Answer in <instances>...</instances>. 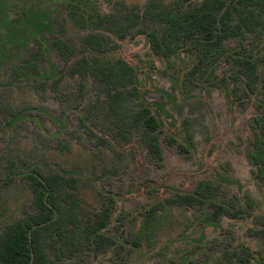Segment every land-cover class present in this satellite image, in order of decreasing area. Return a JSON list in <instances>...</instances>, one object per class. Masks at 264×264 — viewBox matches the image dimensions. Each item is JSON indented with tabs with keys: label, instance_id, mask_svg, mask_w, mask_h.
Returning a JSON list of instances; mask_svg holds the SVG:
<instances>
[{
	"label": "rangeland",
	"instance_id": "1",
	"mask_svg": "<svg viewBox=\"0 0 264 264\" xmlns=\"http://www.w3.org/2000/svg\"><path fill=\"white\" fill-rule=\"evenodd\" d=\"M147 1L76 0L80 8L104 14L113 13L117 2L141 9ZM66 2L0 0V232L34 210L27 172L60 173L77 180L73 192L82 222L113 202L110 223L102 232L114 243L95 251L84 242L81 249L60 257L47 247L54 264H240L230 252L241 246L248 249L240 253L251 264H264V186L246 156L254 136L252 118L264 110V19L243 28L240 36L223 40L232 58L220 56L212 67L203 63L193 70L196 56L185 47L168 59L152 52L145 32L160 33L161 26L149 19H142L123 38L111 34L114 49H88L81 38L95 30L75 23L66 13ZM26 5L29 12L22 26L31 14L41 24L50 21L51 31L44 33L42 44L11 33L17 18L26 14ZM248 11L239 8L233 22ZM56 38L71 47V57L51 49ZM92 54L121 58L133 68L140 99L159 123L160 162L141 143L138 125H115L98 82L67 71L74 59ZM234 59L254 65V90L247 91ZM31 61L36 74L28 68ZM138 105L139 99L131 98L120 112L132 113ZM185 118L190 140L181 126ZM177 143L188 151H180ZM199 180H210L217 187L215 200L237 210V216L208 221L210 215L197 208L171 205L161 211L156 232L141 236L142 215L150 205L191 190ZM247 195L251 207L243 202Z\"/></svg>",
	"mask_w": 264,
	"mask_h": 264
},
{
	"label": "trees",
	"instance_id": "2",
	"mask_svg": "<svg viewBox=\"0 0 264 264\" xmlns=\"http://www.w3.org/2000/svg\"><path fill=\"white\" fill-rule=\"evenodd\" d=\"M66 4V13L75 23L95 30L86 32L81 38L88 49L97 52L114 49L117 43L111 34L115 39L123 38L142 19H149L161 26L160 33L155 30L145 32L152 52L168 59L177 49L185 47L196 56L193 70L203 63L212 67L220 56L226 60L232 58L231 54L225 53L223 40L240 36L243 28H253L264 19V0H148L141 9L117 2L115 11L110 14L96 12L91 7L80 8L76 0H67ZM28 8L26 5L23 9L26 14L17 18L16 27L12 28L11 33L17 39L34 37L42 44L44 33L51 31L50 21L46 20V25L41 24L31 14V19H26L27 25L22 26ZM239 8H249V11L233 22ZM50 47L67 58L73 54L71 47L58 38L52 40ZM42 49L43 54L47 48L44 46ZM234 60L238 62V72L244 77L247 91L254 90L257 85L254 65L247 60ZM28 68L35 74L38 71L34 61L28 63ZM67 71L71 75H88L98 82L105 90L107 110L115 125L123 128L138 125L141 143L150 157L157 162L162 160L156 135L159 123L150 107L140 99L134 85V71L129 64L121 58L97 54L88 58L82 55L70 63ZM212 72L210 68L208 73ZM236 76L232 77L234 81H237ZM261 88L264 98V79L261 80ZM131 98L139 99V105L132 113H124L123 104ZM188 122L187 118L183 119L181 126L186 139L190 140ZM251 125L254 136L246 156L254 167V176L264 186V110L252 118ZM174 140L168 139L169 142ZM176 145L180 151H188L182 143ZM24 176L29 182L34 210L4 225L0 232V264H54L47 255V247L56 257H60L61 254L69 255L81 249L79 246L84 242H89L95 251H101L114 243L110 236L102 232L110 223L113 202L102 205L91 221L82 222L78 215V198L73 192L77 187L75 178L34 170ZM216 195L217 187L210 180H199L189 191L172 193L144 211L139 233L142 237H151L162 221L161 211L171 205L197 208L202 214L210 215L208 221H215L221 216L236 217L238 211L216 201ZM243 202L247 207L253 204L248 195ZM255 234L260 233L257 231ZM261 234L264 237V229ZM240 252L248 253V249L244 250V246H241L238 252L232 250L230 253L236 255L240 264H251Z\"/></svg>",
	"mask_w": 264,
	"mask_h": 264
}]
</instances>
